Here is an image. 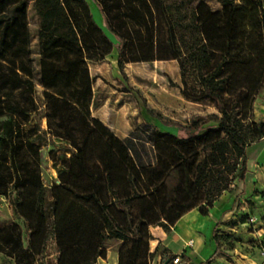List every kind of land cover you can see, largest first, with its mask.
<instances>
[{
	"label": "trees",
	"instance_id": "16d2710c",
	"mask_svg": "<svg viewBox=\"0 0 264 264\" xmlns=\"http://www.w3.org/2000/svg\"><path fill=\"white\" fill-rule=\"evenodd\" d=\"M93 1L117 43L95 23L86 0H0V197L15 217L0 225V252L14 264H48L51 237L55 264H97L112 240L140 237V222L132 225L130 214L134 199H149L167 227L194 208L208 215L232 180L244 178L245 146L264 137V123H245L251 97L264 88V0H218L219 10L203 0ZM156 20L167 35L162 48L178 62L183 96L211 102L220 116L178 124L177 134L143 121L121 139L91 116L94 78L88 64L116 48L126 78L127 49L135 50L133 61L156 60ZM188 70L199 88L189 90ZM41 144L58 179L48 196ZM218 225L208 261L219 255L232 262L227 250L233 244L224 249ZM170 254L167 264L177 256ZM180 256L193 263L185 251Z\"/></svg>",
	"mask_w": 264,
	"mask_h": 264
},
{
	"label": "rangeland",
	"instance_id": "374dc122",
	"mask_svg": "<svg viewBox=\"0 0 264 264\" xmlns=\"http://www.w3.org/2000/svg\"><path fill=\"white\" fill-rule=\"evenodd\" d=\"M86 1L90 6L95 23L104 30L114 44L117 43L116 38L106 27L99 6L93 0ZM198 1L200 0L193 1L192 5ZM203 1L212 10L221 8L218 0ZM189 7H184L182 11L185 9L184 12H189ZM156 21V60L133 61L135 50L127 49L125 52L127 61L124 65L126 78L122 76L117 67L116 48H113L104 60L89 62L88 64L89 71L94 78L91 116L98 118L121 139L127 137L131 132L137 131L143 121L162 131L177 134L179 132L178 124L186 125L194 120L203 122L213 114L220 116L219 111L211 102L206 100L196 102L183 96V84L178 62L167 56L166 48H162L163 44L166 43L167 35L165 29L159 26V21ZM34 22L29 7L31 32ZM161 57L166 58L160 59ZM34 68L36 69L35 65ZM186 76L189 90L199 88L193 72L188 70ZM39 90L40 87L37 86L38 95ZM148 108L159 113L161 118L152 116L148 112ZM247 109L245 123H253V126L257 123H264V88H260L251 97V103L248 104ZM37 120L40 128L44 129L46 122L45 119L40 118V110L37 112ZM140 135L144 137L146 134L141 130ZM226 151L233 154L235 150L230 144H227ZM40 166L41 177L46 189L45 194L48 196L49 187L52 183H58V179L56 168L48 156L46 146L43 144L40 147ZM235 180H232V184ZM233 188L231 186V190ZM261 197L264 198V194H261ZM245 202L234 204L228 210L229 213L218 221L217 233L220 236V243L224 249H227L228 243L233 244V249L227 250L231 256L235 255V249L248 255L264 256V254H260V251L264 249V238L260 241L257 236L252 235L255 229L250 221L251 218H256L258 222L260 216L264 215V204H258L255 200H246ZM111 212L117 221L126 228L127 224L123 214L114 206L111 207ZM130 214L132 225L140 222V237L122 241L112 240L108 247L102 249L98 264H167L170 253L180 257L178 264H194L199 261H202L203 264H225L222 260L215 258H213V262L208 261L211 249L207 238L212 231L206 221H195L192 225L188 220H180V218L178 220L181 221L180 224L177 222L175 226L167 227L147 198L137 200L133 206L131 204ZM244 214L247 215V220L244 223L234 224V221H237ZM205 216L202 215V217ZM11 220H15L11 205L7 199L0 197V225H6ZM189 227L192 228L190 232ZM194 230L198 233L200 231L199 234L202 235V238L205 237V242L204 240L201 242L196 240L197 234L194 233ZM226 235L229 237L225 238ZM191 238L195 242L193 243L195 248L193 245L184 244L183 240ZM184 245H186L185 249H183ZM192 248L198 250V258H191L193 263L180 256L183 251ZM45 256V261L48 264H55L57 251L52 237L48 241ZM0 264L14 263L12 258L0 252Z\"/></svg>",
	"mask_w": 264,
	"mask_h": 264
},
{
	"label": "crops",
	"instance_id": "0c3cea01",
	"mask_svg": "<svg viewBox=\"0 0 264 264\" xmlns=\"http://www.w3.org/2000/svg\"><path fill=\"white\" fill-rule=\"evenodd\" d=\"M242 159L245 160V164L247 167V171L244 175V178L240 181L235 180L234 184H231L234 188L232 190L224 191L220 197L213 203L212 207L209 209L208 215L202 217V215L198 212L196 208L191 209L190 211L186 212L180 220H188L190 223L195 221H206L208 226H210V230L212 231L209 238H207V242L210 245L211 253L215 250V243L212 238L213 229L218 223L219 220L223 219L225 215L229 212L228 210L233 207L234 204L246 203V200H255L258 204H264V198L261 197V192H264V137H260L259 139L250 142L247 144L243 150ZM146 198V197H145ZM143 199V198H142ZM140 199H134L131 201L133 206L134 202H137ZM181 221H178L177 224H180ZM192 227V226H191ZM189 227V232L192 231V228ZM254 233L253 236H257L260 241L264 238V222L258 219L257 224L254 226ZM188 232V234H189ZM194 233L197 234L196 240L201 242L204 240L205 237L202 238L200 231L194 230ZM188 234H185L186 236ZM184 244H189L191 241L190 246L193 245L194 247V240L193 238L188 240H183ZM186 248L184 245L183 249ZM187 249L185 253L189 255L191 258H198L196 249ZM259 251V250H258ZM264 254V249L260 251V254ZM193 254V255H192ZM215 259L222 260L225 264H264V256H256V255H248L247 253H243L241 251H237L235 249V255H232V259L234 261L230 262L227 261L223 256H216ZM202 260H204L202 258ZM235 262V263H233ZM99 260H97V264Z\"/></svg>",
	"mask_w": 264,
	"mask_h": 264
},
{
	"label": "built area",
	"instance_id": "2783aa9c",
	"mask_svg": "<svg viewBox=\"0 0 264 264\" xmlns=\"http://www.w3.org/2000/svg\"><path fill=\"white\" fill-rule=\"evenodd\" d=\"M250 221H251V224H253V226H255L256 225V223H257V219L256 218H251L250 219ZM188 244V243H187ZM191 244V241L189 242V245ZM178 261H179V257L178 256H176L169 264H177L178 263Z\"/></svg>",
	"mask_w": 264,
	"mask_h": 264
}]
</instances>
